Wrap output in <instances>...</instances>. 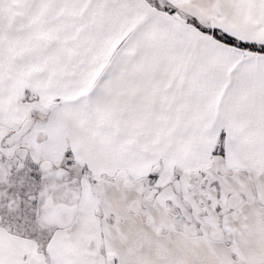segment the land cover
Listing matches in <instances>:
<instances>
[{"label": "snow or ice", "instance_id": "6c2138e0", "mask_svg": "<svg viewBox=\"0 0 264 264\" xmlns=\"http://www.w3.org/2000/svg\"><path fill=\"white\" fill-rule=\"evenodd\" d=\"M0 264H264V0H0Z\"/></svg>", "mask_w": 264, "mask_h": 264}]
</instances>
